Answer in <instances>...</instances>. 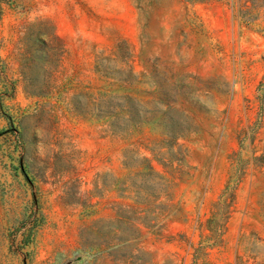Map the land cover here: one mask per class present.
I'll use <instances>...</instances> for the list:
<instances>
[{"label":"rangeland","instance_id":"1","mask_svg":"<svg viewBox=\"0 0 264 264\" xmlns=\"http://www.w3.org/2000/svg\"><path fill=\"white\" fill-rule=\"evenodd\" d=\"M0 264H264V0H0Z\"/></svg>","mask_w":264,"mask_h":264},{"label":"trees","instance_id":"2","mask_svg":"<svg viewBox=\"0 0 264 264\" xmlns=\"http://www.w3.org/2000/svg\"><path fill=\"white\" fill-rule=\"evenodd\" d=\"M236 156V155H235ZM263 158L257 159L262 160ZM240 163H243V160H238ZM241 177V176H240ZM241 181V178L237 177L236 174H232L229 182L227 183L220 201L217 202L214 206V212H213V218L209 220V225H212L217 222L218 216L221 218L224 216L225 220H227L231 214V209L234 203L235 199V191L238 187L239 182ZM223 206H226V210L222 211L221 209Z\"/></svg>","mask_w":264,"mask_h":264}]
</instances>
